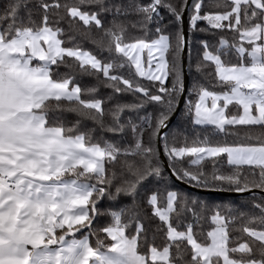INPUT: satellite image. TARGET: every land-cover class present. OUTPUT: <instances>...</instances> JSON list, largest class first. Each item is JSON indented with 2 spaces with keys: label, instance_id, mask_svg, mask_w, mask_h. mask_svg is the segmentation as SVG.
Listing matches in <instances>:
<instances>
[{
  "label": "snow or ice",
  "instance_id": "snow-or-ice-1",
  "mask_svg": "<svg viewBox=\"0 0 264 264\" xmlns=\"http://www.w3.org/2000/svg\"><path fill=\"white\" fill-rule=\"evenodd\" d=\"M0 264H264V0H0Z\"/></svg>",
  "mask_w": 264,
  "mask_h": 264
},
{
  "label": "trees",
  "instance_id": "trees-1",
  "mask_svg": "<svg viewBox=\"0 0 264 264\" xmlns=\"http://www.w3.org/2000/svg\"><path fill=\"white\" fill-rule=\"evenodd\" d=\"M125 2H127V0H125ZM140 2H147V0H140ZM162 12H163V10H162ZM165 24H168L167 19L165 20ZM200 26L206 27V22H200ZM175 30L176 29L171 24H168V31L169 32H175ZM149 35H151V33H149ZM189 39L192 40L191 61L193 63H195L196 59L198 58V53H199V43H198L199 40L200 39H208V40L212 41V40H214V37H212L211 35L206 34V33H194L190 36V30H189ZM189 58L190 57H189V48H188L187 63H189ZM188 75H189V88H188L186 100L189 98V90L193 87L194 84L205 83V81L202 79V77L199 74H197L195 71H191V72L188 71ZM144 83H148V82L144 81ZM101 94H103V91ZM191 98L193 100L195 99L194 96ZM126 99L128 101H131L132 98L127 97ZM149 111H151V109H149ZM183 112H184V106L182 107L177 119L170 126V129H172L173 131H176L177 129H180V130L187 129L188 135L190 137H194L197 134V132H201V134H203L202 130L193 128V126L183 116ZM88 126L90 127L91 125L89 124ZM94 136H95V138H99V139H111L116 143L121 142L119 137H113L111 134H101V133L97 132L94 134ZM232 139H234V138L230 137L229 141L231 142ZM221 170L227 171V167L225 166ZM208 171H211L210 165L208 166ZM175 187L177 190L181 191L182 193L183 192H194L196 196H198L200 199H202L203 201L206 202L209 212L217 205H221V206H229L230 205V206L237 207V208H240V209L245 210V211L249 207V205L246 203L248 200V195L242 196V197H225V196L205 195V194H201V193L189 190L187 188H184L177 183H176ZM107 203L108 202H102L100 207L102 209L107 207ZM103 223H105V220L101 219L97 226H99ZM208 227H210V225H206L205 230H207ZM77 236H79V234H77ZM156 243L159 245L161 243V241L159 239H157Z\"/></svg>",
  "mask_w": 264,
  "mask_h": 264
},
{
  "label": "water",
  "instance_id": "water-1",
  "mask_svg": "<svg viewBox=\"0 0 264 264\" xmlns=\"http://www.w3.org/2000/svg\"><path fill=\"white\" fill-rule=\"evenodd\" d=\"M191 2H192V0H189V3H191ZM183 30H184L186 39H189V26H188V16H187V13L185 14V17H184ZM183 60H184V64H185V92H184L183 96L180 98L179 110L177 111V113L175 114L174 118L172 119V121L170 123V126L177 119V117H178V115H179L182 107L184 106V103H185L186 97H187V93H188V88H189V75H188V68H187V66H188V63H187V60H188V47L187 46L185 48ZM161 156L166 161V157H163L162 149H161ZM177 184H179L182 187L187 188L189 190H192V191H195V192H198V193H201V194H205V195H215V196H225V197H242V196L249 195L247 193L237 194V193H234V192H226V191H223V192H219V191H213V192L201 191V190L191 189L187 185L180 184L179 182H177Z\"/></svg>",
  "mask_w": 264,
  "mask_h": 264
},
{
  "label": "rangeland",
  "instance_id": "rangeland-1",
  "mask_svg": "<svg viewBox=\"0 0 264 264\" xmlns=\"http://www.w3.org/2000/svg\"><path fill=\"white\" fill-rule=\"evenodd\" d=\"M144 55H145V57H146L147 53H145Z\"/></svg>",
  "mask_w": 264,
  "mask_h": 264
}]
</instances>
